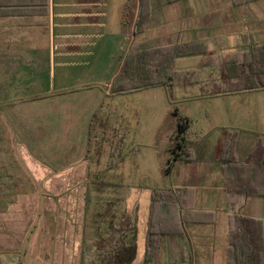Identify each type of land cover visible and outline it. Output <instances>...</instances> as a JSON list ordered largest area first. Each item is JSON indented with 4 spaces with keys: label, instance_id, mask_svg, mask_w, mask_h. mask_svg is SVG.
<instances>
[{
    "label": "crops",
    "instance_id": "0c3cea01",
    "mask_svg": "<svg viewBox=\"0 0 264 264\" xmlns=\"http://www.w3.org/2000/svg\"><path fill=\"white\" fill-rule=\"evenodd\" d=\"M183 3L185 7L182 6ZM144 4L148 19L144 23L143 31L134 33V24L138 18L142 0H0V146L4 142L3 136L8 133L3 130L9 129L13 134L24 139L30 135L33 148L36 150H41L38 144H48L43 147L47 150L50 143L57 145L68 143L64 140L70 132L69 127L73 128L77 125L76 121L69 119L70 109L66 106L68 101L63 99L59 100L61 103L58 108L49 112L44 124L29 122L26 126L28 122H25L17 113L16 110H20L17 105L33 100L18 97L14 86L22 83L28 86L27 80L30 78L28 73H31V66L37 69V60L40 62L38 68L44 65L43 70L47 72V77L51 81L48 90L38 93L42 96H58L70 90H80L91 86L97 90V86H103L105 94L109 93V97L115 98L122 96L110 93L111 84L120 67L121 56H124L136 43L152 41L154 42L152 45L164 47L172 43L199 41L195 46L200 48V52L230 55L243 44L240 36L251 34L256 45H264L254 39V32L264 33V0H176L172 2L144 0ZM168 25L169 29L165 31ZM173 25L174 27H171ZM235 27L243 33L234 36L233 46H230L231 35L218 32L234 30ZM232 47L234 51L225 52ZM6 61L14 64L11 69L3 65ZM19 62L23 65L20 66ZM108 63L115 64L116 69L113 73V69L107 68ZM8 70H12L13 76H6ZM73 78L90 80V82L87 85L78 83L70 86V79ZM7 80L15 85H7ZM143 91L145 90L136 93ZM221 97L233 99L231 103L224 106L226 110L224 119L227 124L224 125L226 127H222L219 136L223 137L222 146L225 132L236 131L235 158L239 164L246 165L256 141L264 138V103H259V100H264V90L213 98ZM86 101L89 105L84 122L81 124L82 132L85 130L82 137L85 145L88 144V126L91 117L98 112L100 106L104 105L98 92ZM110 123L113 124V121L110 120ZM116 125L114 124L113 127ZM189 126L187 137L190 135L191 123ZM38 127H41L42 131H39ZM55 150V152L62 151V158L69 156L72 152V148L68 147L59 149L56 146ZM221 150L216 155L199 152L197 158L205 162L199 166L195 175L189 172V167L196 157L189 150L190 157L187 161L172 163L171 173H177L181 179L178 180L177 185L166 190H191L194 197V209L207 212V219L212 220L181 224L184 241L191 256L190 264H195L193 245L198 252L208 248L204 250V254L212 257L208 264H229L233 260L232 253L229 251V211L225 176L220 163ZM0 151V158H4L3 151ZM241 181L250 188L264 191V171H258L252 176L244 174ZM3 185L4 182L0 180V189ZM130 195L131 191H129ZM125 207L132 215L127 209L126 202ZM82 211L83 222L87 223L86 201ZM236 213L257 225L254 239L257 250L264 255V196L239 197ZM219 217H221V225L218 230ZM184 224L212 226L214 230L191 231L188 235L183 227ZM199 239L206 241L202 243L197 241ZM138 253L137 244L136 259ZM197 264L205 263L199 257Z\"/></svg>",
    "mask_w": 264,
    "mask_h": 264
},
{
    "label": "rangeland",
    "instance_id": "374dc122",
    "mask_svg": "<svg viewBox=\"0 0 264 264\" xmlns=\"http://www.w3.org/2000/svg\"><path fill=\"white\" fill-rule=\"evenodd\" d=\"M182 6L185 7V3ZM168 29L169 25L165 31ZM218 33L231 35L229 45L233 46L232 38L243 31L235 27L234 30ZM254 33V39L264 44V33ZM231 51H234L233 47L225 50ZM199 59L198 55L178 57L173 67L194 68L199 64ZM37 61V69L31 66V73H28V86L24 83L16 86L7 80V85H15L18 97L33 100L17 105L20 109L16 110L17 113L28 122L26 126L29 122L44 124L49 112L58 108L61 103L59 100L63 99L68 101L66 106L70 109L69 119L76 121L77 125L73 123L76 126L69 127L70 132L64 140L68 143H50L47 150L43 149L48 146L46 143L38 144L41 150L33 148L30 135L24 139L9 129L3 130L8 133L3 136L4 142L0 146L4 155V158H0V180L4 182L0 189L1 260L19 264H82V246H87L85 242L89 233L86 221L83 222L82 208L88 196L89 179L99 176L130 189L131 195L126 200V206L136 218L139 251L133 264H143L150 192L153 189L173 187L181 179L177 173H171L170 165L171 149L176 143L180 117L187 118L192 125L190 135H184V146L196 157L189 167V172L195 175L199 166L205 162L197 158L199 152L211 155L220 152L223 137L219 136L222 127L227 124L224 106L233 99H184L178 95L172 98L165 86L115 98L109 97V93L105 94L103 86H97V90L91 86L70 90L58 96H42L38 93L48 90L51 81L43 70L44 65L38 68L40 62ZM18 64L23 65L20 62ZM3 65L11 69L14 64L6 61ZM114 65L107 64L108 69H113L112 73L116 69ZM13 74L12 70H8L6 76ZM89 82L73 78L69 85H87ZM96 92L104 101V105L97 110L103 115L98 118V122L96 120L90 145H85L82 140L85 130L82 132L81 124L89 105L86 100ZM259 103H264V100H259ZM106 117H110L113 124L106 121L107 128L103 130L100 124L107 120ZM114 124L118 126L113 127ZM38 130L42 131V128L38 127ZM123 133L124 142L118 147L117 138ZM56 146L59 149L72 148V152L62 158L61 150L55 152ZM160 215L164 220L172 218L169 213ZM220 225L221 217L218 230ZM183 227L188 235L191 231L214 230L212 226L205 225L184 224ZM197 241L204 243L206 240ZM205 249L208 248L198 252L192 246L195 264L199 257L205 264L211 261L212 257L204 254Z\"/></svg>",
    "mask_w": 264,
    "mask_h": 264
},
{
    "label": "trees",
    "instance_id": "16d2710c",
    "mask_svg": "<svg viewBox=\"0 0 264 264\" xmlns=\"http://www.w3.org/2000/svg\"><path fill=\"white\" fill-rule=\"evenodd\" d=\"M147 19L148 12L142 0L134 33L143 31ZM240 40L243 44L230 55L200 52V48L195 46L199 41L172 43L164 47L152 45V41L136 43L123 56L110 93L124 95L165 86L172 98L178 95L193 99L264 90V45H256L251 34L240 36ZM197 54L200 60L195 68L177 70L173 67L176 58ZM101 115L95 112L91 117L88 145L96 120L98 122ZM105 119L100 124L103 130L107 128L106 121L110 122L109 117ZM189 125L187 118L180 117L176 143L171 149V166L175 161H187L190 157L184 146V135ZM124 137L123 133L117 138L118 147L124 142ZM236 137V131L225 132L220 155L229 211V251L233 257L229 264H264V255L257 250L254 239L257 225L236 213L239 197L264 196V191L250 188L241 181L244 174L252 176L264 171V138L256 141L249 162L241 165L235 158ZM129 191L128 187L99 176L89 179L85 199L89 233L85 242L87 246H82V264H132L135 261L138 230L136 218L125 207ZM193 198V192L188 189L151 191L143 264H190L191 256L181 224L212 221L207 219V212L194 209ZM161 213L171 214V220H164ZM1 259L0 264H19Z\"/></svg>",
    "mask_w": 264,
    "mask_h": 264
}]
</instances>
